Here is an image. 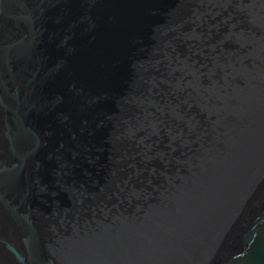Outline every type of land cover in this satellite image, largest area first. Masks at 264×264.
<instances>
[{"label":"water","instance_id":"obj_1","mask_svg":"<svg viewBox=\"0 0 264 264\" xmlns=\"http://www.w3.org/2000/svg\"><path fill=\"white\" fill-rule=\"evenodd\" d=\"M260 157L264 0H0V264H264Z\"/></svg>","mask_w":264,"mask_h":264},{"label":"bare ground","instance_id":"obj_2","mask_svg":"<svg viewBox=\"0 0 264 264\" xmlns=\"http://www.w3.org/2000/svg\"><path fill=\"white\" fill-rule=\"evenodd\" d=\"M263 161H264V158H263V157H260V162H263ZM263 165H264V164H263ZM262 170L264 171V166L262 167ZM251 186H252V185L248 186V188H251ZM249 191H250V190H249ZM249 191L246 192V194H248Z\"/></svg>","mask_w":264,"mask_h":264}]
</instances>
